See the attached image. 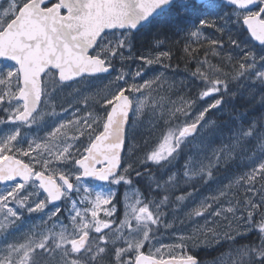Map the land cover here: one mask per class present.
<instances>
[{"label": "snow or ice", "instance_id": "6c2138e0", "mask_svg": "<svg viewBox=\"0 0 264 264\" xmlns=\"http://www.w3.org/2000/svg\"><path fill=\"white\" fill-rule=\"evenodd\" d=\"M226 6L230 11L224 14L222 10ZM216 20L221 23L218 25ZM151 27L194 37L201 35V28L212 27L221 34V39L208 40L215 46L213 54H221L225 40L237 52L234 63L231 53L226 56V66L233 71L225 72L205 58L199 63L207 67L198 66L193 73L204 84L197 98L219 94L213 97L214 102L194 113L196 99L181 97L179 104L172 102L171 108L160 113L164 128L141 163L151 162L163 168L191 143L190 138H195L198 129L215 125L206 115L227 103L226 96L236 95L234 91L230 93V82H249L248 91L253 98L256 93L252 90L257 86L264 91V0H0V105H7L4 111L8 113L7 120H0V124L11 122L15 125L0 135V182L7 185L0 192V234L7 233L9 225L19 220L20 209L42 211L47 202L53 208L46 215L49 219L57 216L61 209L55 202L62 199L71 204L68 215L73 229L69 233L67 226L61 224L59 231L50 229L36 233L35 238L30 235L23 243L8 242L5 236L0 264H106V261L110 264H201L195 255L186 251L189 245L196 248L224 244L229 245V251L221 253L210 264H264V192L259 201L245 199L244 211L239 212L235 207L213 208V203L226 195L221 190L211 202L201 201L187 215L204 217L207 224L205 214L211 209L212 216L228 221L224 231L216 227H197L190 235L181 236L179 243L166 246L179 252L177 255L170 251L169 259L162 257L160 248L155 252L161 258L151 254V249L148 255L143 251L154 239V231L158 230L164 209L169 206L164 186H174L176 181L172 174L162 185L147 168L142 173L132 163L121 167L129 114L139 116L148 106L155 112V106L150 105V92L144 90H152L154 84L161 86L159 76L140 84L129 83L125 77L132 80L142 77L143 67L133 74L125 72L123 64L126 60L137 59L143 61L144 66L171 67L169 51L133 56L136 35ZM242 33L259 42L258 51L248 47V42L240 38ZM154 43L157 46L164 43L159 32ZM185 51H189L188 47ZM115 59L122 65L115 80L123 83L102 98V118H93L91 122L83 120V127H76L72 136L67 130V124H73L70 120L67 124L53 126L43 141H25L21 137V127L30 128L43 119L45 113L41 105L47 104L57 90L109 73ZM133 93H140L144 98L133 96ZM261 103H264V96H261ZM51 114L55 115L54 110ZM80 124V120L75 121V125ZM260 129H264V124L258 128L256 122L246 129L241 128L233 148L250 138L260 144V161L236 181L243 180L250 185L248 191H254L258 178L264 181V131ZM81 137L88 141L86 145L81 141L82 152L75 145ZM21 143H27V150L19 147ZM32 152L36 156L28 163L18 158L30 157ZM214 159L216 163L221 161L219 150L214 153ZM211 167V164L193 167L184 172V177L187 180L210 178ZM62 169H68V174ZM133 172L137 177L146 175L149 189L161 195L158 200L138 197L133 203H128L126 198L124 219L117 229H112L114 221L98 219L105 205H111L106 216L115 211L116 194L111 188L95 192L90 200L91 207H77V201L72 199L73 193H92V189L82 183L84 179L108 185H131ZM39 190L46 194L45 198L29 204V199ZM185 199V195L175 197L177 202ZM165 226L171 227V224ZM91 232L97 235L90 237ZM249 233H255L258 240L239 243L248 239Z\"/></svg>", "mask_w": 264, "mask_h": 264}, {"label": "rangeland", "instance_id": "374dc122", "mask_svg": "<svg viewBox=\"0 0 264 264\" xmlns=\"http://www.w3.org/2000/svg\"><path fill=\"white\" fill-rule=\"evenodd\" d=\"M136 42L137 39L135 40L133 49L134 57L140 55L147 56L161 51H140ZM121 67L122 65L119 59H115L113 60L114 70L112 74L89 77L88 80L82 81L79 84H73L72 87L64 88L62 91L57 90L47 104L41 105L45 113L43 119L39 120L37 124H34L30 128L21 127V137L25 141H43L46 134L52 130L53 126L59 123L67 124L70 120L73 121V124H67V130L68 135L72 136L75 134L76 127H83V120L87 119L91 122L93 118H102L104 116L102 98L108 96L123 83L122 81L115 80ZM141 67H143L142 77H136L135 80H132L131 77L126 76L125 79H127L129 83L135 82L140 84L145 80L159 76L160 81L158 83L161 86L157 87V85L154 84L152 90H144L145 93L150 92V105H154L156 111L154 112L152 110V106H148L145 107L139 116H132L131 123L127 130L126 149L123 156L125 160L124 167L128 163H132L133 167L140 170L142 173L144 169L147 168L152 176L158 180L160 177L157 178V176H154V170H162L168 177L172 174H184L186 170L190 171L193 167L212 165V176L206 178L205 182L198 188H192L191 190L181 193L179 189L174 190V193L177 194L169 201V206L164 209L165 215L162 217V223L159 225L158 230L154 231V239L151 240L150 244H146L143 249L147 254H149V250L151 249V254L157 255L155 249L160 248L162 257L165 259L169 258L170 251L177 255L179 254L178 250H170L166 246L179 243V238L181 236L190 235L197 227H216L219 231L225 230L228 221L223 219V217L212 216L210 214L212 211L211 209L209 213L205 214L207 217V224H205L204 217H188L187 213L191 211L192 208L198 206L201 201L207 199L211 202V198L218 196L219 192L223 190L226 192V195L220 197L217 202L213 203V208L223 207L226 209L228 207H235L239 209V212H243L245 199L260 200L261 192H264V181L258 178L255 182L254 191H248L250 185L245 181L241 180L239 183L236 181L250 172L251 168L260 161L261 147L257 140L250 138L241 141V145L233 150L236 144V134L241 128L245 127L226 128L222 120L218 118L224 111V105H221L217 110L212 109L206 115V119L215 121V125L198 129L195 138H190L191 143L183 147L180 155L177 156L171 164L165 165L163 168L151 162L142 164L141 161L144 159L145 153L157 141L164 128L163 121L160 119L161 112H166L167 109L171 108L172 102L179 104L180 98L184 97L186 99H196V105L193 109L195 113V111L214 102L213 97H218L219 94L214 93L212 96L204 97L203 99L197 98L198 93L204 89L203 82L197 76L193 75L197 67L187 69L184 72H178L172 67L165 69L158 64L144 66L143 61L137 59L126 60L123 64V70L133 74ZM225 72L229 71L225 70ZM248 83L249 82H230L229 85L231 90L235 91L239 89V91L243 93L248 91ZM235 84H237L238 87L232 88ZM257 89L258 86L252 91L254 92ZM132 95L139 96L141 99L144 98L140 93H133ZM13 103H15V101H13ZM6 106L7 105H0V120H7L8 113L2 111ZM53 110L55 115L51 114ZM88 113H92V116L89 117ZM216 113H218L217 116ZM76 120H80L81 124L75 125ZM13 127H15V125L11 122L0 124V135L6 134ZM93 128H97V125H93ZM61 131L63 132L65 130L62 129ZM59 135L60 134H58V136ZM21 137H18V140H20ZM81 141H84L85 145L88 141L86 137H81L80 140L75 141V145L80 147L82 152L83 146L81 145ZM19 147L27 150V143H21ZM217 150H219V154L222 157L219 163H216L214 159V153H216ZM34 156H36V153L32 152L30 157H26V159L30 161V158ZM186 165L188 166L187 168ZM35 167L39 169L38 164H36ZM62 170L65 171L66 174L69 172L68 169ZM131 179V185L121 184L118 186L108 185L96 180L84 179L82 183L85 187L92 189V193H86L84 191H81L79 194L73 193L72 199L77 201V207H91L90 200L95 192L101 190L107 191L111 188L116 194L113 200L115 211L111 216H106L105 213L111 208V205H105L100 210L98 219L114 221L112 229H117L119 228V222L124 219L126 198L128 203H133L138 197L141 199H148V194L144 190L143 184L148 188V191L152 193L148 187L146 175L144 177H137L133 172L131 174ZM72 182L75 183L74 177H72ZM6 187L7 186L1 187L0 185V192H3ZM41 192L43 191L39 190L36 195H33L28 203L34 204L36 200L44 199L45 197L42 198ZM189 193L191 195H188ZM43 194L46 195L44 192ZM180 195L186 196L183 202H177L175 200V197ZM148 200L154 199L150 198ZM237 201H239V203H237ZM52 208L53 207H50L49 203L46 202V207L42 211H24L23 215H26L28 212L29 217L23 222L25 228L22 231V235H26L27 237L31 235L35 237L36 233L45 232L50 229L59 231L61 224L67 226L68 232L71 233L73 229L68 215L71 204L65 201L64 206H60V213L63 217H59V213L57 216L49 219L46 213H49ZM239 212L237 214H239ZM228 215L231 219V214ZM88 219L91 220L90 213ZM132 223L133 226H135V221ZM167 224H171V227H166L165 225ZM104 231L109 233L110 236L112 235L109 229H105ZM125 233H127L126 229ZM91 234L92 237L97 235L94 232H91ZM250 234L252 233H249V235ZM239 243L242 244V240H240ZM117 246H119V244H117ZM202 249L210 250L208 257L205 258L201 264H210V262L220 256L221 253L229 251V245L224 244L223 246L212 247L198 246L196 248H192L191 245H189L186 251L188 254L192 255H196V253L200 251H207ZM211 254L214 255L211 256ZM157 258H161L160 255H157ZM106 264H110V262L106 261Z\"/></svg>", "mask_w": 264, "mask_h": 264}, {"label": "trees", "instance_id": "16d2710c", "mask_svg": "<svg viewBox=\"0 0 264 264\" xmlns=\"http://www.w3.org/2000/svg\"><path fill=\"white\" fill-rule=\"evenodd\" d=\"M222 11L224 14H227L230 9L226 6ZM192 19L195 20V17H193ZM216 23L219 25L221 21L216 20ZM190 27L193 26L190 25ZM201 29V35L199 37H194L188 35L187 33L176 34L171 30L163 28H160L158 30L157 27H151L142 30L139 34L136 35V43L138 45V48H140V51H169L172 58L170 61H168V63H170L171 67L178 72H184L187 69H192L198 66L206 68L207 65H200L199 63L204 61L205 58L212 65L222 67L224 71H233L231 68L226 66V56L228 53H231L233 56L232 62L234 63L235 59L237 58V52L234 51L233 48L224 47L220 55H214L212 49L215 46L208 43V40L221 39V34L212 27H203ZM233 31L235 32V30ZM158 32L161 36V39L164 40V43L159 46L154 43V38L157 36ZM240 38L247 41L248 47L253 48V50H258L260 48V46L256 45L252 41L249 34L242 33ZM224 45L229 46L226 40ZM185 47H188V52L185 51ZM217 50L220 51L219 49ZM237 87V84L232 86V88ZM229 90L230 93L233 91L230 89V85ZM238 90L239 89L234 91L236 93L235 96L229 95L225 97L227 103L222 104L224 105V111L220 116H218V118L222 120V122L225 124V127L228 129L239 126L248 128V126L252 122H256L259 128L260 124H264V103H261V96H264V91H261V88L258 86V89L254 91L256 93L255 98H253L252 94L249 91L242 93ZM217 114L218 113H216V116ZM260 130L264 131V129ZM153 172L155 174L154 176H157V178L160 177V179L158 180L163 185L164 181L168 178L166 174L162 170H154ZM175 177L176 181L174 186H164L166 188V194L169 196V201L173 198V196L177 194L174 193V190L179 189V192L181 193L187 190H191L192 188H198L206 180V178H193L191 180H187L185 179L183 173L177 174L175 175ZM143 188L148 194V199L153 198L154 200H158L160 198L161 193L159 191H152V193H150L148 191V188L144 184ZM257 240V235L255 233H252L249 235L248 239H242V244H247L251 241Z\"/></svg>", "mask_w": 264, "mask_h": 264}, {"label": "flooded vegetation", "instance_id": "af4514ba", "mask_svg": "<svg viewBox=\"0 0 264 264\" xmlns=\"http://www.w3.org/2000/svg\"><path fill=\"white\" fill-rule=\"evenodd\" d=\"M200 31L202 32V29H200ZM224 47L232 48L230 46H225V45H224ZM2 111H4V110H2ZM18 158L23 159L25 163H28L29 162L26 159V157H19L18 156ZM124 164H125V160H124V163H123V167H124ZM11 183L12 182H9V184H11ZM0 185H1V187L7 186V185H4V183H2V182H0ZM41 193H42V198L45 197V195L43 194V192H41ZM64 204H65V200H63V199L60 202L56 203V205L59 206V207L60 206H64ZM49 205H50V207H53L52 204H49ZM9 206H12V205L10 204ZM24 211H27V210L26 209H20V218H19V220H17L15 224L9 225L8 230H7V233L0 234V250H2L3 247H4V239H5V236H7V241L8 242H12V243H23V242H25V239L27 238V236L26 235H22V231L25 228V224L23 222L29 217V214L27 212L26 215H23V212ZM59 217H63L61 215V213L59 214ZM0 220H2V217H0ZM90 237H92V234L91 233H90ZM202 250H207V251L206 252H201L200 251V252L196 253L197 255H195L196 257L199 258V260L201 262L205 258L208 257L209 250L210 249H202Z\"/></svg>", "mask_w": 264, "mask_h": 264}, {"label": "water", "instance_id": "95a60500", "mask_svg": "<svg viewBox=\"0 0 264 264\" xmlns=\"http://www.w3.org/2000/svg\"><path fill=\"white\" fill-rule=\"evenodd\" d=\"M251 37V36H250ZM252 38V37H251ZM253 39V41L256 43V44H258L259 45V42L258 41H255V39L254 38H252ZM113 70L114 69H111L110 70V72L109 73H104V74H111L112 72H113ZM98 75H102V74H98ZM97 75V76H98ZM127 94V93H126ZM132 114L130 113L129 114V123H128V125L126 126V130H125V143H124V148H123V151L121 152V167H122V165H123V155H124V152H125V149H126V142H127V130H128V128H129V125H130V123H131V118H132ZM47 175V174H46ZM87 179H91V178H87ZM91 180H94V179H91ZM59 182V181H58ZM58 202H60V201H57V202H55V203H58ZM145 253V252H144ZM145 255H148L147 253H145ZM170 258V257H169ZM169 258H165V259H169ZM198 258V257H197ZM198 260H199V258H198Z\"/></svg>", "mask_w": 264, "mask_h": 264}, {"label": "bare ground", "instance_id": "6f19581e", "mask_svg": "<svg viewBox=\"0 0 264 264\" xmlns=\"http://www.w3.org/2000/svg\"><path fill=\"white\" fill-rule=\"evenodd\" d=\"M233 100V99H232ZM181 191V190H180ZM188 191V190H187ZM185 192V191H184ZM198 253V252H197ZM197 255V254H196ZM201 255V254H200ZM212 255V254H211ZM211 258H213V257H211Z\"/></svg>", "mask_w": 264, "mask_h": 264}]
</instances>
